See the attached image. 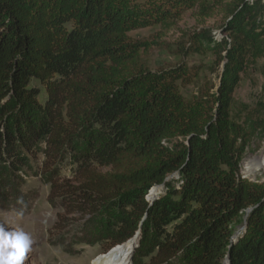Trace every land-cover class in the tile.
Segmentation results:
<instances>
[{
	"label": "trees",
	"instance_id": "obj_1",
	"mask_svg": "<svg viewBox=\"0 0 264 264\" xmlns=\"http://www.w3.org/2000/svg\"><path fill=\"white\" fill-rule=\"evenodd\" d=\"M195 4L0 0L1 208L28 212L36 179L67 216L103 215L104 254L133 239V264H264V181L240 175L252 134L232 111L241 74L264 58V0H237L225 39L193 38L222 71L189 101L188 69H147L129 37Z\"/></svg>",
	"mask_w": 264,
	"mask_h": 264
},
{
	"label": "rangeland",
	"instance_id": "obj_2",
	"mask_svg": "<svg viewBox=\"0 0 264 264\" xmlns=\"http://www.w3.org/2000/svg\"><path fill=\"white\" fill-rule=\"evenodd\" d=\"M194 1L196 4L183 11L178 19L129 34L132 40L144 44L140 61L147 69L161 71L177 65L188 69L191 82L180 88L187 101L212 93L218 85L222 71V64L214 53L207 49H200V52L194 49L193 38L201 37L203 47L208 46L207 38L216 42L225 39L227 36L224 34V27L228 13L237 3V0ZM39 89L42 101L45 93L41 87ZM232 111L235 118L247 122L252 134L240 174L249 181H264L262 169L254 176H246L243 170L247 161L264 157V58L249 64L241 74L233 95ZM62 174L70 175L68 169H64ZM33 188L37 189L38 197L30 210L22 216H17V210L6 211L0 207V224L8 230H23L33 239V246L25 264H94L98 256L106 257L109 254H113L109 258L113 264H119L125 256L128 259L123 264H133L137 240H130L122 247H116L112 252L104 254L103 248L107 243L102 232L103 215L67 216L60 203H48L49 186L30 179L26 181L23 191ZM153 190L154 188L150 189L148 195ZM59 216L68 219L69 225L65 229L54 228ZM240 227H235V232ZM139 262L145 261L140 259L136 264Z\"/></svg>",
	"mask_w": 264,
	"mask_h": 264
},
{
	"label": "clouds",
	"instance_id": "obj_3",
	"mask_svg": "<svg viewBox=\"0 0 264 264\" xmlns=\"http://www.w3.org/2000/svg\"><path fill=\"white\" fill-rule=\"evenodd\" d=\"M22 203V201H21ZM23 215V209L17 216ZM33 246L32 237L20 229H6L0 224V264H25Z\"/></svg>",
	"mask_w": 264,
	"mask_h": 264
},
{
	"label": "bare ground",
	"instance_id": "obj_4",
	"mask_svg": "<svg viewBox=\"0 0 264 264\" xmlns=\"http://www.w3.org/2000/svg\"><path fill=\"white\" fill-rule=\"evenodd\" d=\"M259 169H262L264 171V157H262L261 159H253V160H249L244 164V174L246 176H254L256 174V172H258ZM133 240V239H132ZM127 244V243H126ZM122 247V246H121ZM115 249V248H114ZM114 249H112L111 251H109L108 253L112 252ZM107 254V253H106ZM113 255V254H112ZM111 254H109L108 256L105 257V255H101L98 256V258H96L94 260V264H113V261H111L109 258L112 256ZM114 257V256H113ZM122 257V256H121ZM122 259V258H121ZM128 259V257H123L122 262H120L119 264H123L126 260ZM109 260V261H108Z\"/></svg>",
	"mask_w": 264,
	"mask_h": 264
},
{
	"label": "water",
	"instance_id": "obj_5",
	"mask_svg": "<svg viewBox=\"0 0 264 264\" xmlns=\"http://www.w3.org/2000/svg\"><path fill=\"white\" fill-rule=\"evenodd\" d=\"M262 182H263V180H262ZM150 196H151V191H150V194L148 195V198L147 199H149L150 198ZM248 210H247V212H246V216H245V219H246V217H247V214H248ZM241 229V228H240ZM116 248V247H115ZM114 249V248H113ZM112 250V249H111ZM109 252V251H108ZM223 264H226V261H224L223 262Z\"/></svg>",
	"mask_w": 264,
	"mask_h": 264
},
{
	"label": "built area",
	"instance_id": "obj_6",
	"mask_svg": "<svg viewBox=\"0 0 264 264\" xmlns=\"http://www.w3.org/2000/svg\"><path fill=\"white\" fill-rule=\"evenodd\" d=\"M241 175V174H240ZM242 177V179H245L243 176H241Z\"/></svg>",
	"mask_w": 264,
	"mask_h": 264
}]
</instances>
